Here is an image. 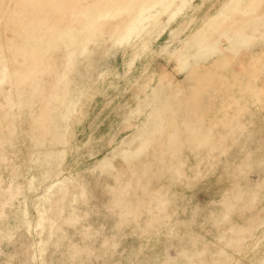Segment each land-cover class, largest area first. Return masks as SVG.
I'll return each instance as SVG.
<instances>
[{
	"label": "rangeland",
	"instance_id": "374dc122",
	"mask_svg": "<svg viewBox=\"0 0 264 264\" xmlns=\"http://www.w3.org/2000/svg\"><path fill=\"white\" fill-rule=\"evenodd\" d=\"M109 1L0 0V264H264V0Z\"/></svg>",
	"mask_w": 264,
	"mask_h": 264
},
{
	"label": "bare ground",
	"instance_id": "6f19581e",
	"mask_svg": "<svg viewBox=\"0 0 264 264\" xmlns=\"http://www.w3.org/2000/svg\"><path fill=\"white\" fill-rule=\"evenodd\" d=\"M207 1H208V0H207ZM225 1H226V0H221L220 2H219V1H218V2L220 3V5H222V3H224ZM227 1H228L229 3H231V0H227ZM227 1H226V2H227ZM235 3H236V2H235ZM235 3H234V4H235ZM111 4H113V5H121L122 7H126V9L129 8V7L131 6V4L129 3L128 0H125V1H124V0H110L108 3H106V6L110 7L109 5H111ZM226 4H227V3H226ZM234 4H232V6L237 7V5H236V4L234 5ZM237 4H238V3H237ZM227 5L229 6V4H227ZM240 5H241V4H240ZM240 5H239V6H240ZM202 6H203V4H202ZM225 6H226V5L224 4V9L226 10V8H227L228 6H227V7H225ZM230 6H231V5H230ZM230 6L228 7L229 9L234 8V7H232V6H231L232 8H230ZM111 7H113V6H111ZM197 7H198V8H201V5H198ZM202 8H203V7H202ZM222 8H223V7H222ZM222 8H221V9H222ZM228 8H227V11H230V10H228ZM108 9H109V8H108ZM108 9H107V11H108ZM221 9H219V10H221ZM235 9H236V8H235ZM240 10H241V9H240ZM240 10L238 9V11H240ZM221 11H222V10H221ZM221 11H220V12H221ZM227 11H225V12H227ZM232 12H233V11H232ZM232 12H231V13H232ZM231 13H230V14H231ZM233 13H234V12H233ZM220 14H222V13H220ZM223 14H224V12H223ZM211 15H212V14H209V13L206 14V15L204 16V20H203V21L205 22V19H206L207 17L210 18ZM211 17H212V16H211ZM209 18H208V19H209ZM214 18H215V17H214ZM190 19H191V18H190ZM193 19H194V18H193ZM193 19H192L191 21H193ZM208 19H206V20H208ZM215 19H216V18H215ZM194 20H195V19H194ZM204 22H203V23H204ZM207 22H208V21H207ZM189 23H190V22L188 21V24H189ZM205 23H206V22H205ZM200 24H202V23H200ZM209 24H210V23H209ZM209 24H207V26H208ZM181 25H184V24H181ZM203 25H204V24H202V26H203ZM185 26L187 27L188 25H185ZM207 26H206V27H207ZM206 31H207V30H206ZM206 31H205V32H206ZM195 32H196V31H195ZM205 32H204V33H205ZM195 34H196V33H195ZM199 34H200V33H199ZM193 35H194V33H193ZM207 35H208V34L204 35V34H202V32H201V34L198 35V38H196L197 36H195V38H196V43H195V44L197 45L196 48H197V47H198L199 49H201V48L203 49V48H204L202 45H203L204 41L207 39ZM187 36H188V35H187ZM81 37H84V35L76 36V38H79V39H81ZM177 37H178V36H177ZM177 37H176V38H177ZM190 37H192V34H191ZM184 38H186V37H184ZM184 38H183V39H184ZM195 38H194V39H195ZM186 40H187V38H186ZM194 41H195V40H194ZM194 41H193V42H194ZM180 42H181V41H180ZM186 42H187V41H186ZM190 43H191V40H190ZM187 44H189V42H188ZM195 44H194V45H195ZM86 45H87V44H84V47H85ZM192 45H193V44H192ZM190 48H191V47H190ZM176 50H177V48H176ZM189 52H191V51H189ZM196 58H197V57H196ZM178 66L181 67V68L184 70V69L187 67V63H186L185 61H181V60H180Z\"/></svg>",
	"mask_w": 264,
	"mask_h": 264
}]
</instances>
